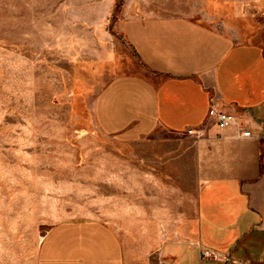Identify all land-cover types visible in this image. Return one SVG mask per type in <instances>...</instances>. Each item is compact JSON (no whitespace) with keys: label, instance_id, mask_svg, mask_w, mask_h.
<instances>
[{"label":"rangeland","instance_id":"obj_1","mask_svg":"<svg viewBox=\"0 0 264 264\" xmlns=\"http://www.w3.org/2000/svg\"><path fill=\"white\" fill-rule=\"evenodd\" d=\"M259 11L264 0H0V264H38L48 230L78 217L106 221L128 262H149L195 209L193 141L125 143L97 126L100 86L144 71L122 17L187 15L253 36Z\"/></svg>","mask_w":264,"mask_h":264},{"label":"crops","instance_id":"obj_2","mask_svg":"<svg viewBox=\"0 0 264 264\" xmlns=\"http://www.w3.org/2000/svg\"><path fill=\"white\" fill-rule=\"evenodd\" d=\"M258 14L253 36L249 26L227 31L187 15L122 17L123 39L144 71L100 86L92 106L97 126L125 143L157 132L193 141L195 209L161 231L145 264H264V12ZM214 107L234 119L219 127ZM38 264L131 263L114 227L78 217L48 230Z\"/></svg>","mask_w":264,"mask_h":264},{"label":"built area","instance_id":"obj_3","mask_svg":"<svg viewBox=\"0 0 264 264\" xmlns=\"http://www.w3.org/2000/svg\"><path fill=\"white\" fill-rule=\"evenodd\" d=\"M212 112L216 115L217 117V122L219 127H224L227 125L229 122H231L234 118L233 115L230 112H227L223 109L219 108H212ZM212 252L210 250H203L202 255L203 256H209L211 255Z\"/></svg>","mask_w":264,"mask_h":264}]
</instances>
